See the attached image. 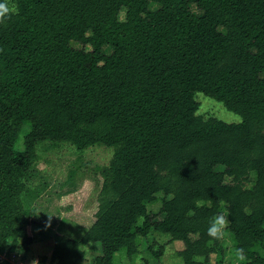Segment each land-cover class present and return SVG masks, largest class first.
Listing matches in <instances>:
<instances>
[{"label": "trees", "instance_id": "trees-1", "mask_svg": "<svg viewBox=\"0 0 264 264\" xmlns=\"http://www.w3.org/2000/svg\"><path fill=\"white\" fill-rule=\"evenodd\" d=\"M14 3L0 24V255L24 260L36 241L28 228L47 183L35 148L65 143L113 152L95 168L83 233L53 232L37 264H78L88 243L99 245L92 264L117 252L130 262L150 233L167 237L179 264H222L224 243L207 235L221 213L233 252L244 249L236 264H264V0ZM196 92L241 121L202 120ZM79 184L57 196L78 200ZM163 248L145 247L154 259Z\"/></svg>", "mask_w": 264, "mask_h": 264}, {"label": "rangeland", "instance_id": "rangeland-1", "mask_svg": "<svg viewBox=\"0 0 264 264\" xmlns=\"http://www.w3.org/2000/svg\"><path fill=\"white\" fill-rule=\"evenodd\" d=\"M155 7L156 4L153 3L149 9H154ZM123 12L121 10L118 13L119 18H123ZM110 50L109 46L102 47V52L105 55L109 54ZM193 100L197 103L195 115L202 120L213 118L227 124H236L241 121L238 115L227 111L221 103L201 93H194ZM25 131V126L19 131L16 148L19 146ZM112 152L113 148H105L100 145L88 147L81 152H77L72 146L65 143H42L36 146L35 168L46 179L47 183L46 189L35 202L34 223L28 228L29 234L35 240H40L39 245H36L38 246L37 248L43 247L45 251H48L47 248L50 247L52 232H60L74 239H77L81 235L84 227L91 221L92 211L94 210L96 186L91 180L93 179L95 168L105 165L111 157ZM252 178L253 175L250 174V180ZM67 180L82 184L78 186V190L82 189L85 195L78 200L75 199L76 195H73L71 199H68L71 201H64L63 197L59 198L57 195L66 189L64 184ZM248 186L247 184L246 187ZM159 198L160 196L157 195L156 202L146 206L147 212L154 213L157 211ZM49 216L52 217L49 218ZM36 217L40 219L37 220ZM151 241L164 246L163 253L158 259L152 258L145 249L146 245ZM221 241L225 247L224 260L229 258L237 263V254L233 252L231 242L226 234ZM32 246H30L29 252L24 259L26 263L27 261L35 262V260L31 259L32 254H35L32 251ZM172 247V245L167 244V237L150 233L145 240L140 241L139 254L132 258L130 262L123 252H117L114 254L113 264H136L138 258L142 261V264H179L180 260L173 255ZM83 250L84 259L78 264H92L94 257L100 253L99 245L96 243L86 244L83 246ZM19 256L16 257L18 258ZM10 257L11 255H0V264H17Z\"/></svg>", "mask_w": 264, "mask_h": 264}, {"label": "clouds", "instance_id": "clouds-1", "mask_svg": "<svg viewBox=\"0 0 264 264\" xmlns=\"http://www.w3.org/2000/svg\"><path fill=\"white\" fill-rule=\"evenodd\" d=\"M17 10L14 0H0V24H4L12 15L16 14ZM51 217L49 216V218ZM229 224L230 221L226 214H217L212 217L209 223L207 235L213 240H222L225 237ZM236 254L239 262L246 260L243 248L236 249ZM136 264H142V261L138 258Z\"/></svg>", "mask_w": 264, "mask_h": 264}, {"label": "crops", "instance_id": "crops-1", "mask_svg": "<svg viewBox=\"0 0 264 264\" xmlns=\"http://www.w3.org/2000/svg\"><path fill=\"white\" fill-rule=\"evenodd\" d=\"M77 227V226H76ZM79 228V227H78ZM84 231V230H83ZM53 233V232H52ZM83 233V232H82ZM81 233V234H82ZM39 241L40 240H36V241H34V243L32 244L33 246V248H32V251L35 253V254H32V258L31 259H33V260H35V264H37V259H38V257H41V256H45V257H48L49 255H50V247L49 248H47L48 249V251H45V248H37L38 246H36L37 244L39 245ZM43 249V250H42ZM41 250H42V252H41ZM214 255H210V257H209V259H210V264H213V262H214ZM222 264H236V262L232 259H225V260H223V262H222Z\"/></svg>", "mask_w": 264, "mask_h": 264}, {"label": "built area", "instance_id": "built-area-1", "mask_svg": "<svg viewBox=\"0 0 264 264\" xmlns=\"http://www.w3.org/2000/svg\"><path fill=\"white\" fill-rule=\"evenodd\" d=\"M18 255H19V254H17V255L12 254L11 257H10V259H11L13 262L17 263V264H35V262L32 263V262H29V261H27V263H26L24 260L21 259V256H19V257L17 258L16 256H18Z\"/></svg>", "mask_w": 264, "mask_h": 264}]
</instances>
